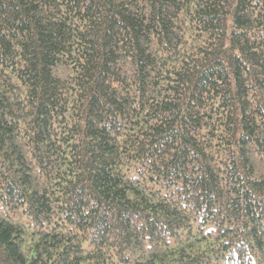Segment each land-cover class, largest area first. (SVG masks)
I'll list each match as a JSON object with an SVG mask.
<instances>
[{"label": "trees", "instance_id": "obj_1", "mask_svg": "<svg viewBox=\"0 0 264 264\" xmlns=\"http://www.w3.org/2000/svg\"><path fill=\"white\" fill-rule=\"evenodd\" d=\"M0 264H264V0H0Z\"/></svg>", "mask_w": 264, "mask_h": 264}]
</instances>
